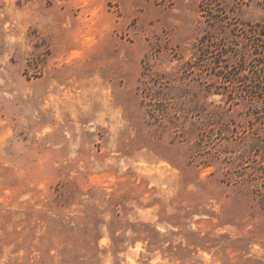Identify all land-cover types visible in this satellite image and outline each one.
<instances>
[{
  "label": "rangeland",
  "instance_id": "obj_1",
  "mask_svg": "<svg viewBox=\"0 0 264 264\" xmlns=\"http://www.w3.org/2000/svg\"><path fill=\"white\" fill-rule=\"evenodd\" d=\"M262 104L264 0H0V264H264Z\"/></svg>",
  "mask_w": 264,
  "mask_h": 264
},
{
  "label": "trees",
  "instance_id": "obj_2",
  "mask_svg": "<svg viewBox=\"0 0 264 264\" xmlns=\"http://www.w3.org/2000/svg\"><path fill=\"white\" fill-rule=\"evenodd\" d=\"M239 78L237 77V80H238ZM259 86H255V87H253L251 90H249V94H254L255 96H256V92L258 91L257 90V88H258ZM262 105H264V104H262Z\"/></svg>",
  "mask_w": 264,
  "mask_h": 264
}]
</instances>
